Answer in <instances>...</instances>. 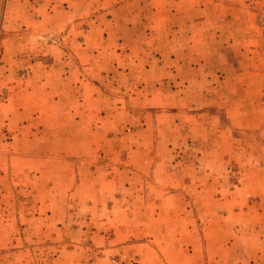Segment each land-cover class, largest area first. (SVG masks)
Segmentation results:
<instances>
[{"label": "rangeland", "instance_id": "obj_1", "mask_svg": "<svg viewBox=\"0 0 264 264\" xmlns=\"http://www.w3.org/2000/svg\"><path fill=\"white\" fill-rule=\"evenodd\" d=\"M71 1L0 0V118L26 103ZM131 1L116 16L133 30L90 41L105 49L91 73L90 161L75 166L83 181L53 226L31 199L11 200L0 264H264V0ZM6 121L3 149L19 142ZM184 225L200 230L197 253L180 246L194 235Z\"/></svg>", "mask_w": 264, "mask_h": 264}, {"label": "crops", "instance_id": "obj_2", "mask_svg": "<svg viewBox=\"0 0 264 264\" xmlns=\"http://www.w3.org/2000/svg\"><path fill=\"white\" fill-rule=\"evenodd\" d=\"M125 1L72 0L73 5L76 3L72 5L73 9L58 12L54 17L56 19L54 31L61 33L67 29V32L58 39L57 44L48 47L50 51L44 53L51 56L50 62L42 63L40 66L42 74L35 80L31 90L27 88L26 103L14 105L8 111H3L0 118V121L8 120L7 127L17 132L19 141L5 149L0 144L1 216L4 217L6 209L12 208L13 204L9 205V202L16 197L25 201L31 199L35 208L33 215L36 218L43 216V219L46 218L44 215H47L50 218L49 225L53 226L58 223L63 201L67 200L69 191L78 179L83 181L81 176L78 177L75 166L76 163L85 166L90 161L91 102L92 97L98 92L97 90L95 93L92 92L95 90L96 82L91 73L103 71L99 57L103 55L105 49L103 46L99 50L94 47L95 44L90 46V41L108 39L114 25L126 24L128 29L129 24H134L130 26V30H133L136 21L132 16L129 14L116 16V13L122 12L124 7L133 2ZM147 3L155 6L154 0H148ZM93 10L104 12L92 19L91 28L82 27L81 33V24L84 21L78 19ZM247 18H250V15ZM145 21L148 22V19ZM116 37L125 38L124 35ZM94 57L98 59H93ZM98 130L96 128L95 131ZM19 192L25 193L26 197L21 198ZM72 196L74 195H70L71 199ZM182 197L188 198L186 194H182ZM45 206L50 213L42 211ZM4 222L0 220V224ZM187 228L191 232L194 231L193 238H179L180 246L183 247L184 244L188 249L192 247L197 253L203 243L200 239V230L195 225H184L183 230L186 231ZM195 259L196 257L193 260ZM153 260H158L159 264L188 263V258L181 256L154 257Z\"/></svg>", "mask_w": 264, "mask_h": 264}]
</instances>
